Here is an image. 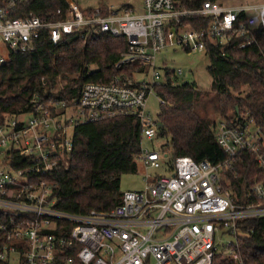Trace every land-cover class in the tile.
Returning a JSON list of instances; mask_svg holds the SVG:
<instances>
[{
    "label": "built area",
    "instance_id": "obj_1",
    "mask_svg": "<svg viewBox=\"0 0 264 264\" xmlns=\"http://www.w3.org/2000/svg\"><path fill=\"white\" fill-rule=\"evenodd\" d=\"M22 1L28 0L0 5V43L6 47L0 46V64L11 50L33 49L43 29L55 43L64 33L103 30L128 38L117 67L136 63L149 69L116 75L107 83L87 82L62 115L54 111L59 101L44 104L39 97L31 99L29 108L5 115L0 123V229L7 239L0 245V264H213L220 234L231 237L225 249L238 259L239 220L264 216V179L243 202L223 182V169L231 168L243 150L255 152L264 167V128L248 114L234 124L225 119L217 123V140L228 154L220 163L186 154L171 157L164 149L142 145L138 160L145 166L144 186L126 190L122 202L109 210L78 213L53 206L56 182L45 176L67 167L78 123L137 115L144 136L158 135L149 97L156 94L166 104L155 85L169 71L177 78L182 72L181 67L160 71L158 54L170 47L205 52L206 37L226 41L256 25L264 27V1L225 5L207 0L188 10L178 8V0H126L104 12L97 5L87 9L66 0L65 16L54 20L36 14L12 17ZM241 11L247 14L245 21L239 19ZM189 13L211 15L213 22L201 30L178 26ZM159 168L165 171L159 173Z\"/></svg>",
    "mask_w": 264,
    "mask_h": 264
},
{
    "label": "trees",
    "instance_id": "obj_2",
    "mask_svg": "<svg viewBox=\"0 0 264 264\" xmlns=\"http://www.w3.org/2000/svg\"><path fill=\"white\" fill-rule=\"evenodd\" d=\"M5 1L0 0V5ZM111 1L97 0L96 5L108 12ZM205 1L178 0V8L199 9ZM66 7V0H28L19 2L11 16L36 14L54 20L65 16ZM239 19H247L245 11L239 13ZM212 22L211 15L189 13L181 17L178 26L201 30ZM83 32L64 33L55 43L48 30L43 29L33 49L10 51L7 61L0 64V123L6 114L31 106L34 97L44 104L52 99L59 101L54 111L62 115L79 98L87 82L107 83L116 75L149 69L136 63L116 66L128 47L126 36L103 30H93L88 35ZM205 53L210 59L211 89L179 81L173 70L166 73L165 81L155 85L159 96L167 100L156 115L162 122L158 135L170 136L162 149L171 157L186 154L197 161L220 163L228 154L217 140V122L205 116L201 108L214 102L221 118L229 124L248 114L264 128V27L256 25L249 33L233 35L226 41L206 37ZM143 132L144 124L137 115L78 123L67 167L63 165L45 176L56 182L51 194L53 206L84 213L109 210L121 203L125 193L123 174L139 170ZM234 159L231 168L223 169V182L237 201L243 202L254 184L264 179V167L250 150L241 151ZM239 224L241 231L235 246L239 258L235 259L226 249L220 250L215 253L213 264H264V216L242 218ZM6 239V231L0 229V245Z\"/></svg>",
    "mask_w": 264,
    "mask_h": 264
},
{
    "label": "rangeland",
    "instance_id": "obj_3",
    "mask_svg": "<svg viewBox=\"0 0 264 264\" xmlns=\"http://www.w3.org/2000/svg\"><path fill=\"white\" fill-rule=\"evenodd\" d=\"M126 0H112L111 4L122 3ZM140 0H137V2ZM264 0H222L221 2L225 5H240L253 2H261ZM82 6H94L97 3V0H77ZM251 11H249L250 13ZM0 46L3 50H6V47L3 43H0ZM210 64V59L203 51H187L182 48H168L163 50L158 54L157 58V68L160 71H165L166 68H182V72H178L179 81H189L197 84L202 89H211L212 77L208 70ZM148 79L151 78V74L147 76ZM160 102L156 94H151L149 97V108L153 111L155 115L160 110ZM215 103L209 102L207 107L201 108V112L205 116H209L215 119L217 123L220 122L221 115L218 110L215 109ZM169 137H162L156 135L153 138L147 136L143 137V146L150 149H162L163 145L166 143ZM144 170L145 166L139 161V170L134 173H125L122 176V189L123 190H134L140 189L144 186ZM157 170V169H156ZM154 169V171H156ZM159 173L164 172V168H159L157 170ZM220 240H217L220 250H225L226 245L231 240L229 235L220 234Z\"/></svg>",
    "mask_w": 264,
    "mask_h": 264
},
{
    "label": "water",
    "instance_id": "obj_4",
    "mask_svg": "<svg viewBox=\"0 0 264 264\" xmlns=\"http://www.w3.org/2000/svg\"><path fill=\"white\" fill-rule=\"evenodd\" d=\"M159 125H162V122L161 121H159Z\"/></svg>",
    "mask_w": 264,
    "mask_h": 264
},
{
    "label": "crops",
    "instance_id": "obj_5",
    "mask_svg": "<svg viewBox=\"0 0 264 264\" xmlns=\"http://www.w3.org/2000/svg\"><path fill=\"white\" fill-rule=\"evenodd\" d=\"M262 2V1H261ZM254 3V2H253ZM256 3V2H255ZM246 4H248V3H246ZM240 5H242V4H240Z\"/></svg>",
    "mask_w": 264,
    "mask_h": 264
}]
</instances>
